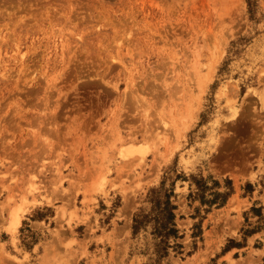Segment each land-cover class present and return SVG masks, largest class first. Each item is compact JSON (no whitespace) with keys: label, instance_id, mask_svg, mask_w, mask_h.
Returning <instances> with one entry per match:
<instances>
[{"label":"rangeland","instance_id":"obj_1","mask_svg":"<svg viewBox=\"0 0 264 264\" xmlns=\"http://www.w3.org/2000/svg\"><path fill=\"white\" fill-rule=\"evenodd\" d=\"M0 264H264V0H0Z\"/></svg>","mask_w":264,"mask_h":264},{"label":"trees","instance_id":"obj_2","mask_svg":"<svg viewBox=\"0 0 264 264\" xmlns=\"http://www.w3.org/2000/svg\"><path fill=\"white\" fill-rule=\"evenodd\" d=\"M170 197L167 196L166 201L164 202L163 208H161L156 214L153 216H149L148 214H138L134 217L133 224V232L136 234L141 226L144 224L146 219H154L156 222L155 234L160 238V242L167 246V239L170 236L176 237L177 230L175 229L174 219V206L170 202ZM155 207L159 208L161 206V202L156 199ZM168 248L164 247V250Z\"/></svg>","mask_w":264,"mask_h":264},{"label":"bare ground","instance_id":"obj_3","mask_svg":"<svg viewBox=\"0 0 264 264\" xmlns=\"http://www.w3.org/2000/svg\"><path fill=\"white\" fill-rule=\"evenodd\" d=\"M39 109V108H38ZM44 109V108H43ZM39 110H41V109H39ZM53 111V110H52ZM46 114L48 115V113L46 112ZM40 117V116H39ZM43 117V116H42ZM47 117V116H46ZM164 132H166V131H164ZM162 133H163V131H162ZM159 134V133H158ZM158 134H156V135H158ZM161 134V133H160ZM165 134V133H164ZM163 135V134H162ZM166 135H168L167 134V132H166ZM161 136V135H160ZM165 136V135H164ZM168 137V136H167ZM134 149V148H133ZM131 151V150H130ZM134 151V150H133ZM136 151V150H135ZM18 208H19V206H18ZM15 209H17V207L15 208ZM22 210H24V209H22ZM12 217H13V228L14 229H16L19 225H20V223H21V214H20V212H16V210H14V212H13V214H12ZM11 217V218H12Z\"/></svg>","mask_w":264,"mask_h":264}]
</instances>
